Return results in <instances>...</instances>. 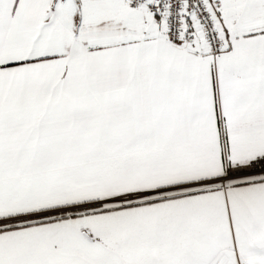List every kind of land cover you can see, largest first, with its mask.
<instances>
[{"label": "snow or ice", "instance_id": "snow-or-ice-1", "mask_svg": "<svg viewBox=\"0 0 264 264\" xmlns=\"http://www.w3.org/2000/svg\"><path fill=\"white\" fill-rule=\"evenodd\" d=\"M0 264H264V0H0Z\"/></svg>", "mask_w": 264, "mask_h": 264}]
</instances>
